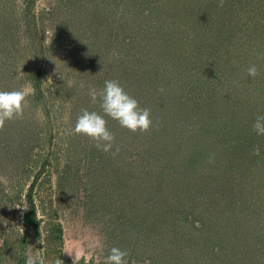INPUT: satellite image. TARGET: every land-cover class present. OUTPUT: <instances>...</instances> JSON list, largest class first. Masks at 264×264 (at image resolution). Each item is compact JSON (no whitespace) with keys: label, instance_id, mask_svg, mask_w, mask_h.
<instances>
[{"label":"rangeland","instance_id":"374dc122","mask_svg":"<svg viewBox=\"0 0 264 264\" xmlns=\"http://www.w3.org/2000/svg\"><path fill=\"white\" fill-rule=\"evenodd\" d=\"M218 4L0 0V90L34 89L0 130V264H104L112 247L264 264V0ZM106 80L152 119L105 117L115 156L73 133Z\"/></svg>","mask_w":264,"mask_h":264},{"label":"clouds","instance_id":"9594fccd","mask_svg":"<svg viewBox=\"0 0 264 264\" xmlns=\"http://www.w3.org/2000/svg\"><path fill=\"white\" fill-rule=\"evenodd\" d=\"M225 0H219L218 7H223ZM251 77L258 75V69L255 65L247 69ZM163 91V88L160 89ZM34 94V89L30 85H25L19 90H0V130L5 126V122L12 119H19L23 116L24 107L27 103V97ZM88 95L93 104L99 103L102 113L82 109L77 117L73 133L83 135L95 142V147L105 153L111 152L113 156L120 151L119 147L112 151L115 135L108 129V117L119 126L130 132H147L152 126L150 109L141 108L139 102L129 95L118 80H106L103 88L97 90L90 86ZM253 131L257 135H264V115H257L252 125ZM210 157V162H211ZM126 250L112 247L109 254L104 259V264H128ZM39 264H46L43 255L39 258ZM55 264H62L57 259ZM135 264V261H132ZM145 264H151L145 261Z\"/></svg>","mask_w":264,"mask_h":264}]
</instances>
